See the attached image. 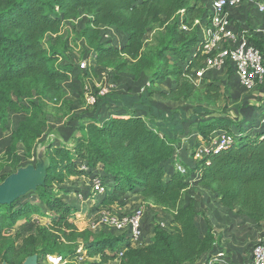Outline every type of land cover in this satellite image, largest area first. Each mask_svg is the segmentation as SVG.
<instances>
[{"label": "trees", "instance_id": "obj_1", "mask_svg": "<svg viewBox=\"0 0 264 264\" xmlns=\"http://www.w3.org/2000/svg\"><path fill=\"white\" fill-rule=\"evenodd\" d=\"M199 3L190 0H0V125L6 123L8 111L23 109L27 114L15 135L22 138L28 135V126L36 117L34 110L22 104L25 94L39 85L58 89V83L70 70L57 65L62 52L48 45L45 38L57 34L65 21L80 13L88 16L81 37L95 52L96 66L108 70L114 78L126 72L133 80L147 79L140 94L96 96L83 127L77 160L85 164L88 173H100L95 176L105 188L104 196L98 197L101 204L112 206L126 192L139 194L145 203L170 212L172 225L162 228L158 222L151 237L137 246L123 235V241L96 236L82 242L88 257L102 256L104 262L116 260L117 264H193L212 252L216 238L209 226L204 236L199 234L195 202L190 200L185 206L178 205L189 180L194 178L196 186L209 189L221 206L237 208V214L256 224L264 221V141L260 138L264 123L259 125L261 129H252L253 134L242 127L229 134L233 125H239L238 121L223 114L202 119L194 128V149H210L214 134L220 131L231 135V144L224 150H210L198 157L194 153L180 156L176 135L182 133L183 122L189 119L182 110L168 113L156 110L149 100L155 93L153 86L166 78L174 79L175 85L168 91L158 92L161 98L174 102L200 99L192 82L193 68H201L205 62L197 50L201 34L196 22L202 21L205 14V8ZM154 25L162 30L153 34L154 44L146 50L145 35ZM101 27H114L123 32L125 43L119 48L104 44ZM251 40L264 61L263 42L256 36ZM205 86L207 90L200 100L207 103L220 93V85L210 82ZM102 106H112L126 115L114 113L99 120ZM189 118L194 121L197 114ZM46 154L50 168L45 185L37 190L53 214L50 228L76 231L70 222L73 208L47 189L50 182L62 184L69 176L79 177L85 172L75 162L72 164L64 148L49 146ZM167 168L171 171L167 172ZM63 170L68 171L67 178ZM16 202L0 205V264H21L32 254L25 252L19 260H9L14 240L7 233L17 220L28 219L39 211L29 204L15 209ZM119 241L120 250H117L115 244ZM34 242L31 238L30 243ZM5 244L8 246L4 250ZM108 248L112 254L106 257L104 251ZM54 251L49 246L41 254L59 255L62 259L78 256L76 249L67 254Z\"/></svg>", "mask_w": 264, "mask_h": 264}, {"label": "rangeland", "instance_id": "obj_2", "mask_svg": "<svg viewBox=\"0 0 264 264\" xmlns=\"http://www.w3.org/2000/svg\"><path fill=\"white\" fill-rule=\"evenodd\" d=\"M195 1L198 2V0H190L191 3ZM203 3L204 0L199 4L203 6ZM87 21L88 16L80 13L75 18L65 21L57 34L45 38L48 45L50 44L62 52L57 65L70 67V70L67 77L58 83V89L56 87L50 89L49 86L39 85L37 88L32 87L29 93L23 97L22 104L28 107L30 111L34 110L36 112V117L31 123L29 120L25 124L30 123L28 126L29 131H27L28 135L25 134L24 138L15 135V131L27 117L26 111H23V109L8 111L6 123L0 125L1 181L15 172L17 168L35 164L36 148L39 145L66 149L72 164L75 162L78 168L85 172L83 176H69L67 178L68 171L63 170L64 177L67 179L62 184L50 182L47 189L48 192L59 197L65 204L73 208L70 222L73 223L76 231L65 228L55 229L54 231L53 228H50L53 214L46 207L41 191L37 190L29 193L20 198L14 204V208L19 209L23 205L29 204L38 207L39 211L30 215L28 219L17 220L10 231L8 230V233L6 232L7 227H4L3 231L10 234L12 240H14V248L9 255V260L17 261L27 252L38 255V264H54L45 257L46 255L41 254L44 248L53 246L54 252L58 254H67L68 251L74 249L78 254V256L63 258L56 264H89L92 262L95 264H117L116 260L104 262L102 256L88 257L82 244L86 240H93L96 236L119 238L120 241H123L119 232L110 231L111 229L108 230L107 226L99 224L98 217L102 210L123 215L130 213L137 207H143L146 215L144 225L146 226H143V238L139 245H143L148 240L158 222L164 221L172 225V214L170 212L156 209L151 204L145 203L139 194L126 192L112 206L108 207L101 204V197L98 198L92 192L90 182L92 175L99 176L100 173H88L89 169L85 164L77 160L82 148H79L78 145L83 137V127L88 122L87 117L91 114L93 106H89L87 103L84 86H89L91 93L94 91L96 96H98L100 90L105 92L104 95L116 96L122 92L141 93L147 84L146 77L133 80L132 76L125 72L114 78L108 70L95 65V52L81 37V32L86 27ZM158 30H162L159 25L151 26L148 29L143 42L146 50L154 44L152 36ZM100 35L101 41L108 46L119 48L126 41V34L114 27H101ZM82 61L87 63L88 67L86 69H81L80 64ZM231 81V73L228 68L222 73L205 72L195 85L197 89L196 96L201 99V95L203 97L207 90L205 85L210 82L220 85V93L207 103L202 102L200 99L174 102L161 98L158 92L174 87L175 80L172 78L153 86L155 93L149 100L156 110H163L167 113L182 110L185 112V118L189 119L183 122L182 133L176 135L178 145L181 147L180 156H189L194 153L197 157V155L201 156L203 154V148H193L194 128L197 122L202 119L223 114L238 121L239 125H233L228 132L229 134L236 133L239 127L246 128L247 133L253 134L252 129H258L259 125L262 124L264 109H261V107L264 104V83L252 90H244L238 83V85H230ZM260 95L262 96L260 97ZM32 104L36 106V109L33 108ZM255 111L257 112L255 113ZM114 113L126 115L122 110L114 109L112 106H102L97 118L103 120ZM194 113L197 114V119L192 121L189 116ZM31 124L35 126L32 127ZM169 171L171 169L167 168V172ZM194 181L195 178L189 180L188 187L185 189L178 205L185 206L190 200H193L199 212L196 216L199 234L204 236L209 226L216 241L219 240L217 251L223 253L225 258L227 255H233V264H241L243 257L249 256L251 248L262 237L264 221L256 224L246 219L245 216L237 214V208L226 209L218 203L215 194L207 188L196 186ZM3 224L6 226L7 221H4ZM31 238L35 239V244L30 243ZM120 241L117 245L115 244L117 250H120ZM7 246L8 244L3 246L4 250ZM104 254L107 257L112 252L108 248L104 251Z\"/></svg>", "mask_w": 264, "mask_h": 264}, {"label": "built area", "instance_id": "obj_3", "mask_svg": "<svg viewBox=\"0 0 264 264\" xmlns=\"http://www.w3.org/2000/svg\"><path fill=\"white\" fill-rule=\"evenodd\" d=\"M201 2L200 0H198ZM248 0H204L203 7L205 14L202 21H197L199 25L201 41L197 50L205 57V67L195 68L192 82L196 85L205 72L222 73L230 67L238 84L244 90H252L264 83V61L260 50L251 40L252 36L261 33L263 28H256L255 33L249 29H241L237 22L231 17V10L239 8ZM255 2V3H254ZM257 11L264 14V4L254 0ZM81 69L88 67L85 61L80 64ZM86 100L89 106L94 105L96 94L89 86H84ZM102 90L98 91V96H104ZM261 123H264L262 119ZM216 134V133H215ZM264 141V134L261 135ZM231 135L226 132H218L211 140L210 149L203 147V154L210 150L215 152L226 149L231 144ZM198 157V155H197ZM91 190L96 196L102 197L105 188L101 185L97 176L90 179ZM146 217L143 207H137L128 214L118 215L110 211L102 210L99 213V224L107 226L110 231L119 232L129 238L130 242L137 246L143 238L144 218ZM159 226L167 228L164 221L159 222ZM262 237L251 248L249 256L244 264H264V230ZM81 249V248H80ZM122 254V251L119 255ZM46 258L52 263L60 262V256L47 255ZM216 258L221 264H227L224 254L219 252Z\"/></svg>", "mask_w": 264, "mask_h": 264}, {"label": "water", "instance_id": "obj_4", "mask_svg": "<svg viewBox=\"0 0 264 264\" xmlns=\"http://www.w3.org/2000/svg\"><path fill=\"white\" fill-rule=\"evenodd\" d=\"M46 147L47 145H39L36 148L35 164L17 168L0 182V205H10L45 185L50 168ZM22 264H38V255L27 257Z\"/></svg>", "mask_w": 264, "mask_h": 264}, {"label": "crops", "instance_id": "obj_5", "mask_svg": "<svg viewBox=\"0 0 264 264\" xmlns=\"http://www.w3.org/2000/svg\"><path fill=\"white\" fill-rule=\"evenodd\" d=\"M257 1L264 4V0H257ZM253 2H254V0H248L247 2H244L239 8L231 10V17L237 22V25L241 29L246 28V29H249L248 31L255 33L257 31V30H255L256 28H263L264 29V14H261L257 11V8L254 4L255 2L254 3ZM255 36L258 37L264 44V30H261V33L260 34L257 33V35H255ZM167 79L168 78H166L164 81H166ZM231 79H232V81H231L230 85L238 83L233 74H231ZM172 88H170V89H172ZM170 89H167L164 91H168ZM261 96L262 95H260V97ZM260 100H261V98H260ZM260 100H258V101H260ZM261 109H264V104L261 107ZM117 110H120V109H117ZM257 111H255V113ZM123 113H125V112L123 111ZM142 114L143 113H141V115ZM123 115H125V114H123ZM253 119H254V117H253ZM262 119H264V117H262ZM259 128L261 129L262 126H260ZM262 129H264V128H262ZM200 148H203V147H200ZM144 226H146V225H144ZM218 244H219V240L217 241V245L212 250V252H210L209 254H207V253L204 254L196 263H193V264H221L219 262V260L216 258V254L219 252V251H217L218 250ZM233 258H234L233 255L232 256L227 255L226 256L227 264H233V261H234ZM247 258H248L247 256H244L241 264H244Z\"/></svg>", "mask_w": 264, "mask_h": 264}]
</instances>
